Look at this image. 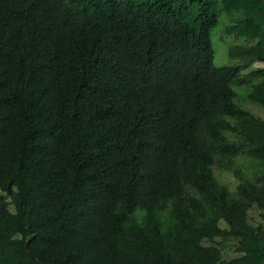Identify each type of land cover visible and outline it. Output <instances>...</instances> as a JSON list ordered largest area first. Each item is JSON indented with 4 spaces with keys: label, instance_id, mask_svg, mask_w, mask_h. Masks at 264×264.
<instances>
[{
    "label": "trees",
    "instance_id": "trees-1",
    "mask_svg": "<svg viewBox=\"0 0 264 264\" xmlns=\"http://www.w3.org/2000/svg\"><path fill=\"white\" fill-rule=\"evenodd\" d=\"M245 99L264 0H0V264H264Z\"/></svg>",
    "mask_w": 264,
    "mask_h": 264
},
{
    "label": "rangeland",
    "instance_id": "rangeland-1",
    "mask_svg": "<svg viewBox=\"0 0 264 264\" xmlns=\"http://www.w3.org/2000/svg\"><path fill=\"white\" fill-rule=\"evenodd\" d=\"M239 13L242 12H236L234 13V17H239ZM222 24L219 25V23L211 30L210 32V38H211V42H212V47L214 50V57H213V63L216 66H223V65H232V64H236V60H231L227 57V51L225 52V54H223L227 44L226 43H220L219 40L217 39L222 31ZM228 41V40H227ZM228 47V46H227ZM223 54V55H222ZM253 66H262L261 62H255L253 64ZM246 71V70H244ZM246 102L245 106L241 105L244 108L250 109L254 114L258 115L259 117L264 119V108L260 107L259 105H255L254 103L248 101L247 99H245ZM216 174L219 175V172L216 171Z\"/></svg>",
    "mask_w": 264,
    "mask_h": 264
}]
</instances>
